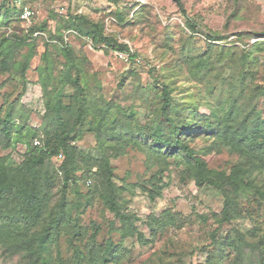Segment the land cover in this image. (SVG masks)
<instances>
[{"label":"trees","instance_id":"trees-1","mask_svg":"<svg viewBox=\"0 0 264 264\" xmlns=\"http://www.w3.org/2000/svg\"><path fill=\"white\" fill-rule=\"evenodd\" d=\"M21 10L4 0L0 26L22 21ZM117 17L126 20L123 12ZM187 23L193 35L182 44L183 59L168 68L162 81L157 78V84H138L139 97L127 109L93 92L88 58L78 56L62 33L78 31L95 48L106 45L113 51H129L127 45L107 37L102 24L76 16L54 34L43 23L27 35L0 39V77L8 75L6 82L28 83L37 47L30 39L36 33L49 32L59 43L53 50L63 59L54 64L48 46L36 68L46 109L40 127L29 125L30 117L16 103L0 108V152L26 147L17 165L10 164L9 154H0V252L4 257L19 258L20 264H119L126 240L136 238L142 246L152 240L139 230L140 219L129 212L125 194L140 189L155 201L162 196L159 183L173 160L183 168V178L192 179L199 188L210 186L224 198L222 211L213 214L218 228L203 264H264L260 226L247 232L235 228L231 236L217 237L225 224L242 219L255 224L254 216L264 215V33L209 32L202 48L194 38L197 25ZM247 38L255 42L246 43ZM181 78L200 89L199 102L175 104L173 94ZM202 108L209 112L200 113ZM88 134L96 140L94 151L77 145ZM200 139L209 145L197 148ZM36 140L40 145L34 144ZM129 148L141 151L152 166L159 167L150 181L117 183L112 159L126 155ZM223 151L236 159L229 172L210 167ZM59 155L63 159L58 166ZM96 203L114 216L108 233L120 235L118 243L109 239L101 246L102 227L93 223L90 233L82 225L81 214ZM176 222L171 212H164L146 224L154 240ZM63 240L71 253L67 259L59 252ZM47 246L58 248L56 258L42 259Z\"/></svg>","mask_w":264,"mask_h":264},{"label":"rangeland","instance_id":"rangeland-1","mask_svg":"<svg viewBox=\"0 0 264 264\" xmlns=\"http://www.w3.org/2000/svg\"><path fill=\"white\" fill-rule=\"evenodd\" d=\"M3 1L0 0V5ZM178 1L121 0L115 4L109 0H32L26 6L34 9V17L27 22L13 21L8 26L1 25L0 39L3 36L13 38V35H27L33 26L43 23H47L49 32L54 34L66 21L76 16H85L102 24L104 34L127 45L129 51H113L106 45L95 48L92 40L78 31L62 33L65 43L78 56L85 55L88 58V80L93 92L127 109L134 103L133 98L139 97L136 94L138 84L144 87L157 84V78L162 81L168 68L183 59L182 44L193 35L188 21L191 20L197 25L198 33L194 38L202 48L208 42L205 35L209 32L224 35L245 31L264 33V0H180L184 9ZM120 12L125 13L126 20L123 22L117 17ZM49 32L36 33L30 39L37 47L31 68L27 72V84L22 86L15 80L12 83L6 82L8 75L0 77V85H4L0 88V108L12 103H16L18 108L23 107L24 113L30 117L29 125L32 127H40L46 112L43 88L36 71L42 63L41 56L49 46V54L54 64L63 61L52 48L59 46V43L51 39ZM245 42L253 43L255 40L247 38ZM25 53L24 50L23 54ZM177 87L173 94L175 104L201 100L200 89L195 84L181 78ZM208 112L205 108L200 110L202 114ZM77 145L86 151H94L96 140L88 134ZM207 145L209 142L201 139L195 144L197 148ZM25 150L24 145H18L16 149L1 151L0 154H9L10 164L17 165L22 162ZM235 162L234 157L223 151L211 161L210 167L229 172ZM112 165L118 184L123 181L130 185L150 181L159 170L158 166H152L147 161L144 153L135 148H129L126 155L112 159ZM182 169L171 161L169 171L162 176L159 183L162 196L155 201L150 200L147 193L140 189L135 190L133 195L125 194L129 201V212L140 219L137 222L139 230L152 240L147 246H142L136 238L126 240L124 255L119 264L206 262L208 253L213 249L210 248L211 235L218 228L213 214L222 211L224 198L218 190L210 186L199 188L192 179L183 178ZM164 212H171L177 218V224L167 226L153 240L146 222L152 217H161ZM254 217L257 219L255 224L249 219L225 224L217 237L231 236L235 228L247 232L254 225L260 226L259 229L263 232L264 227L261 225L264 215ZM113 220L114 216L101 203H96L81 214L82 225L90 233L93 223L102 227L98 237V244L101 246L109 239L116 243L121 240L120 235L108 233L109 223ZM179 225L181 226L178 227ZM59 252L65 259L71 256L64 240ZM57 254V247L47 246L42 251V259H54ZM0 264H20V260L8 259L0 252Z\"/></svg>","mask_w":264,"mask_h":264},{"label":"built area","instance_id":"built-area-1","mask_svg":"<svg viewBox=\"0 0 264 264\" xmlns=\"http://www.w3.org/2000/svg\"><path fill=\"white\" fill-rule=\"evenodd\" d=\"M10 1L13 3L15 7L22 9L21 15H20V18L22 21L27 22V21H30L34 17L35 15L34 9L31 8V6H26L32 0H10ZM120 56L124 57L123 55H120ZM34 144L38 146L40 145V142L36 140ZM62 159H63V155H59L56 158V163L58 164V166L61 163Z\"/></svg>","mask_w":264,"mask_h":264}]
</instances>
